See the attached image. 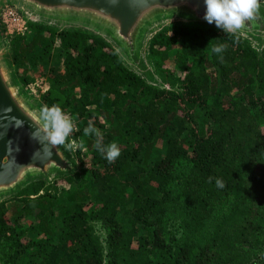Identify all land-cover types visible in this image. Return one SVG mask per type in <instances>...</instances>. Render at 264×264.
I'll return each mask as SVG.
<instances>
[{
  "label": "trees",
  "instance_id": "16d2710c",
  "mask_svg": "<svg viewBox=\"0 0 264 264\" xmlns=\"http://www.w3.org/2000/svg\"><path fill=\"white\" fill-rule=\"evenodd\" d=\"M9 44L25 87L50 66L39 106L76 117L90 154L0 200V264H264V48L204 23L165 26L148 47L160 87L87 30L29 19ZM89 121L120 147L115 163L84 135ZM26 216L43 238L12 226Z\"/></svg>",
  "mask_w": 264,
  "mask_h": 264
},
{
  "label": "water",
  "instance_id": "95a60500",
  "mask_svg": "<svg viewBox=\"0 0 264 264\" xmlns=\"http://www.w3.org/2000/svg\"><path fill=\"white\" fill-rule=\"evenodd\" d=\"M3 1L45 19L92 23L107 31L128 53L132 63L144 70L141 48L151 24L170 16L207 23L203 19L204 0H119L114 7L108 0H0V4ZM38 125H42L39 110L17 87L0 41V197L16 191L32 176L48 177L52 172L75 170L73 160L62 146L53 148L50 158L37 153L41 145L32 139V132Z\"/></svg>",
  "mask_w": 264,
  "mask_h": 264
},
{
  "label": "rangeland",
  "instance_id": "374dc122",
  "mask_svg": "<svg viewBox=\"0 0 264 264\" xmlns=\"http://www.w3.org/2000/svg\"><path fill=\"white\" fill-rule=\"evenodd\" d=\"M4 2L5 1H3L0 4V9L2 7V4H4ZM260 5H261L260 8L264 9V1L260 2ZM25 16L26 17L27 16L32 17L28 13H25ZM40 20L45 22V23L51 24L52 26L58 27L60 29L77 28V29H83V30H87V31L94 32V33L101 35L102 37H104L108 42H110L115 47V49L120 54V56L122 57L124 62L130 68H132L133 70H135L136 72H138L140 74H145V76L147 77V79L151 83H153L157 86H160V87H168V85L161 79L159 74L156 72V69L153 65V61L149 58L148 47H149L150 38L156 32L161 30L163 27L170 26L176 22H187V23H191V24H198L199 23V22H195L191 19H188V18H185L182 16H170V17H165L163 19H160V20L156 21L155 23L151 24V26L149 27V29L147 30V32L144 36L142 48H141V60H142L143 64L145 65V68H146V70H144L142 68H137L132 63L131 59L128 56V53L117 43V41L107 31L102 30L101 28L95 26L92 23L85 22V21H78V20H53V19H45L42 17H40ZM204 24L210 25L208 23H204ZM210 26H215V25L213 24ZM4 27L5 26L0 22V41L3 44V52H4V55L10 64V69H11V72L13 74L14 80L17 84V87L19 88L21 93L24 95V97L27 100H29L38 110H40L41 107L39 106L38 99L49 88L50 84H49V80H48V72H49L50 66L49 65H42L37 70H35L32 73V75L34 76V80H33V82H31L29 84L28 87H25L23 84H21L18 81L17 76L15 75L13 64H12V59H11L12 50H11V46L9 44V36H11V35L7 33L6 29L4 30ZM238 33H240L244 37L248 38L252 42V44L260 52H262V50L264 48V30L261 32H258V33L255 32V34L254 33H248L246 30H241ZM170 67L171 68L175 67V65L172 61L170 63ZM177 70H178V74H182V72L179 69H177ZM67 116L72 120L74 128L78 129L79 126H78V122H77L76 117H74L70 113H68ZM73 140L75 141V145L71 150H66V148L62 146L63 149L65 150V152L67 153V155L70 158H72V159L74 158L77 160L78 154H79L78 151H79V148H81L82 149L81 154L86 156V158H88V156L90 154V149L88 148V145L86 144L85 140L83 138L76 139L74 137V135L71 134L68 138V142H72ZM75 169H76V167H75ZM74 171H71V172H74ZM56 175H58L57 172H52L48 177H46L44 175L32 176L27 181H25L24 183L28 182L31 178L45 177V178L51 179V178H54ZM17 190L14 192L2 195L0 197V200L10 198L11 196H13L17 192ZM9 216H11V212H9ZM33 223H34V218H32L30 216L23 217L19 221H15L14 218H12V226L14 228H16L19 231H26V235H28L29 237L33 236L34 239L38 241L41 238H43V236L41 234L36 233V232H34V233L31 232L32 227H33L32 226ZM90 223L92 225L93 233L99 237L103 246L105 248H107V231H106L105 227L103 226V224L101 223V221L100 220H92ZM172 229H174V228H172ZM177 235H179V233Z\"/></svg>",
  "mask_w": 264,
  "mask_h": 264
},
{
  "label": "clouds",
  "instance_id": "9594fccd",
  "mask_svg": "<svg viewBox=\"0 0 264 264\" xmlns=\"http://www.w3.org/2000/svg\"><path fill=\"white\" fill-rule=\"evenodd\" d=\"M108 3L114 7L118 5L119 0H108ZM204 3L206 12L203 19L210 25L214 24L225 34L240 32L247 21L256 18L261 6L260 0H204ZM209 47L217 55H220L225 48L224 45L212 47V42ZM39 119L42 121V125L36 126L32 132V139L41 145L37 153H42L50 158L52 149L55 147L63 146L66 150H71L74 147V140L68 142L69 136L74 131L73 122L58 105L52 107L44 105L39 110ZM20 126H22V122ZM84 135L95 137L96 150L109 164L115 163L121 155L120 147L115 142L108 145L103 144V135L92 121H89L88 126L84 129ZM213 179H215L217 188L225 187L221 178L209 177L208 182L212 183Z\"/></svg>",
  "mask_w": 264,
  "mask_h": 264
},
{
  "label": "built area",
  "instance_id": "2783aa9c",
  "mask_svg": "<svg viewBox=\"0 0 264 264\" xmlns=\"http://www.w3.org/2000/svg\"><path fill=\"white\" fill-rule=\"evenodd\" d=\"M25 13L30 14L32 17H26ZM29 19L40 20V17L14 3L5 1L2 4L0 21L5 26L7 33L11 36L26 34L28 32Z\"/></svg>",
  "mask_w": 264,
  "mask_h": 264
},
{
  "label": "flooded vegetation",
  "instance_id": "af4514ba",
  "mask_svg": "<svg viewBox=\"0 0 264 264\" xmlns=\"http://www.w3.org/2000/svg\"><path fill=\"white\" fill-rule=\"evenodd\" d=\"M246 28L252 29V33L255 34L264 30V9L260 8L256 18L251 21H247L245 24ZM247 31V30H246Z\"/></svg>",
  "mask_w": 264,
  "mask_h": 264
}]
</instances>
